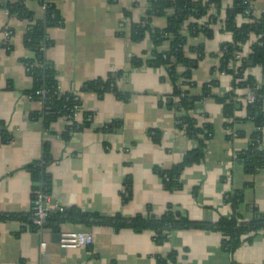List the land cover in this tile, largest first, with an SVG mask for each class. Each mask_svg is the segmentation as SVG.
<instances>
[{"label":"crops","instance_id":"crops-1","mask_svg":"<svg viewBox=\"0 0 264 264\" xmlns=\"http://www.w3.org/2000/svg\"><path fill=\"white\" fill-rule=\"evenodd\" d=\"M0 0V213L29 214L33 207V184L26 166L41 160L46 142L50 143L52 163L48 171L53 179L51 212L81 211L106 216L121 214L132 218L148 214L161 216L168 206L178 208L195 222L216 223L221 218L238 217L244 222L264 215V169L248 174L236 160V154L252 144L255 126L251 120L235 123L243 135L235 139L226 134L223 106L212 97L204 98L196 118L200 125L212 124L213 133L205 142L201 162L187 167L181 175L182 189L170 192L156 169L171 170L198 142L177 126V115L170 108L172 84L165 80L166 69L143 65L132 68L133 58L147 61L153 53L149 35L140 42L130 39L132 25L145 16L147 0H56L64 24L49 30L53 41L46 51L47 60L57 71L61 91L79 92L85 83L107 79L112 72L126 74L118 88L129 94L120 100L114 94L103 98L96 93H80L83 110L94 113V127L63 137L65 118L45 128L36 118L43 105L28 92L33 87L24 60L32 53L24 46L30 26L26 19H12ZM232 0L222 5V17ZM26 6L43 17L37 1ZM256 15L264 13V0L255 3ZM129 13V16H126ZM201 21L202 23L205 22ZM242 24L243 19L239 18ZM10 25L13 36L6 41L3 31ZM152 26L164 29L166 18L156 17ZM213 37L201 34L189 41V47L203 44L205 58L193 73L196 96L205 84L214 83L212 95L224 96L233 90V78L217 74L221 47L232 40L218 23ZM252 37L244 47L249 52ZM11 48V49H10ZM182 70V68H180ZM264 83V70L249 71ZM242 104L235 118H247L246 89L236 91ZM202 106V108L200 107ZM238 106V107H239ZM201 111V112H200ZM120 123L111 132L96 131L108 123ZM159 137V142L155 138ZM264 154V129L262 134ZM131 180L132 197L125 202L122 193ZM238 194L233 206L228 196ZM33 220H30L32 223ZM61 231L90 232L94 244L89 248L63 250L55 242V231H31L19 220L0 221V264H159V258L175 254L168 264H264V230L230 253L222 246L223 236L216 231L185 230L172 233L158 244L150 231H115L110 227H86L61 223ZM246 238H244L245 240ZM46 249L41 250V244Z\"/></svg>","mask_w":264,"mask_h":264},{"label":"trees","instance_id":"trees-1","mask_svg":"<svg viewBox=\"0 0 264 264\" xmlns=\"http://www.w3.org/2000/svg\"><path fill=\"white\" fill-rule=\"evenodd\" d=\"M2 7L7 9L11 16L17 15L20 19H28L34 23L28 27L24 37V46L32 53V57L25 59L24 65L30 77L33 79V87L28 95L33 100L41 99L39 91H46V100L42 103L43 109L36 118L42 119L45 128L57 122L61 118H69L63 137L68 139L71 134L81 132L94 127V113L83 110L81 121L75 120L76 107L82 106L80 93H96L100 97L112 93L120 100H128L129 94L122 92L117 81L126 72L117 71L108 75L107 79L89 81L81 88L77 95L74 92L64 93L60 89L57 80V71L53 64L46 58V51L53 46L49 37V30L62 27L64 19L56 6V0H33L37 1L40 7L47 5L43 17L35 19V14L26 6L31 0H2ZM225 0H147L148 9L140 22L132 25L130 39L133 43L142 42L147 35L153 43V53L149 60L133 58L132 68H139L148 65L154 68H165L168 80L173 87L170 108L177 115V126L185 130L190 138L198 142V148L189 152L182 163L174 166L171 170L163 171L156 169L161 177L164 187L170 192L182 189L181 175L183 171L203 159L205 142L210 140L213 133L212 124L200 125L196 118L198 106L204 98L212 97L217 103L223 106V116L226 119V127L234 128L235 123H243L251 120L255 126L252 135V144L247 151L236 154V160L242 164L248 174L256 175L264 169L262 134L264 129V83L260 84L256 78L249 73L250 70L260 67L264 70V13L256 15L255 8L247 15L249 9L245 2H257L258 0H232L231 6L225 10L222 17V5ZM215 8L217 13H212ZM129 16V13H126ZM156 17L166 18L167 26L164 29L152 26V20ZM243 19L239 24L238 19ZM205 22H201L204 21ZM222 24V30L230 33L232 40L221 47L220 65L213 73H226L233 78V90L224 96L212 95L211 88L214 83L205 84L202 87V95L196 96L193 90L197 88L193 80V73L198 68L206 54L203 44L189 47V41L198 38L201 34L208 38L213 37V29L217 24ZM187 27L184 31L183 28ZM254 38L252 52L245 56L244 61L237 69H233L231 62H234L235 53H243L244 47L251 38ZM11 49V48H10ZM198 53L199 57L194 55ZM252 63L254 64L252 66ZM182 68V70L180 69ZM241 89L253 91L256 101L246 107L247 118H235L238 106L242 104L237 98V92ZM178 99V100H176ZM120 123L113 121L103 127L96 128V131L111 132ZM235 129V128H234ZM238 137L243 135L242 131L235 129ZM211 135V136H209ZM159 135L156 139L159 142ZM52 163L50 143L46 142L43 148L41 160L26 166L33 184V207L29 214H1L0 221L19 220L26 223L31 231H45L51 229L57 232V224L78 223L86 227L102 226L110 227L115 231L131 229L136 233L150 231L158 244H163L174 232L185 230L216 231L222 234V246L230 253L235 252L243 243L249 241L256 233L264 230V215L257 214L255 220L244 222L238 217L221 218L216 223L195 222L189 219L188 215L178 208L168 206L161 216L154 215L148 208V214L137 215L127 218L121 214L106 216L99 213H84L81 211L50 212L47 228H40L33 220L35 212V200L38 193H43L48 199L52 196L53 179L48 171ZM123 200L128 202L132 197L131 180L125 183L122 193ZM240 196L235 194L228 196L227 200L236 206ZM244 238H246L244 240ZM159 264L175 262V254L168 258H159ZM169 263V264H170Z\"/></svg>","mask_w":264,"mask_h":264},{"label":"built area","instance_id":"built-area-1","mask_svg":"<svg viewBox=\"0 0 264 264\" xmlns=\"http://www.w3.org/2000/svg\"><path fill=\"white\" fill-rule=\"evenodd\" d=\"M255 3L256 2H245V4H248L249 9L246 11L247 15L251 14V11L253 8H255ZM41 9L43 12L46 11L47 9V5H42ZM212 13L215 14L217 13V11L215 10V8H212ZM8 15L10 16V18L12 19H20L17 17V15L11 16V14L9 13V11L6 9ZM24 20V19H23ZM28 20V19H26ZM30 25L33 24V21H30ZM187 27H184L183 30L185 31ZM13 29L10 25L6 26V29L3 31V36L5 38L6 41H9L12 36H13ZM248 45V44H246ZM252 46V45H251ZM245 52L240 53L237 52L235 53V60L232 64L233 69L236 70L241 62L244 61L245 56L248 55L249 53L252 52V47L250 48L249 52H246V49H244ZM195 57H199V54L196 53L194 55ZM221 74H226V73H221ZM38 94L41 96L40 102H44L46 100V91L45 90H41L38 92ZM74 94L77 95V92H74ZM30 97V96H29ZM32 99V97H30ZM178 100V99H176ZM246 101L248 104H253L256 101L255 95L253 93V91H251L250 89H247V93H246ZM76 114H75V120L76 121H81V117H82V112H83V107L79 106L76 107ZM68 122L69 118H65ZM226 134L232 138L235 139L238 137V134L236 132V130L234 128L231 127H226ZM211 136V135H209ZM259 149H262L263 146L259 144L258 146ZM35 212L33 214V221L34 224H36L37 226H39L40 228L44 227L47 222H48V218L51 212V206L49 205V199L47 196H45L43 193H38L37 195V199L35 200ZM60 212H63L62 209H58ZM42 232V231H39ZM60 247L63 250H77V249H83V248H89L94 244V236L92 233L90 232H82V231H61L60 233ZM46 249V243L43 242L41 244V250L44 251Z\"/></svg>","mask_w":264,"mask_h":264},{"label":"water","instance_id":"water-1","mask_svg":"<svg viewBox=\"0 0 264 264\" xmlns=\"http://www.w3.org/2000/svg\"><path fill=\"white\" fill-rule=\"evenodd\" d=\"M254 64L252 63V66H253ZM201 108H202V106H200ZM238 108H240V106L238 107ZM201 112V111H200ZM56 227L58 228L57 229V232L54 234V239H55V242H60V233H61V230H60V228H59V224H57L56 225ZM44 228L46 229L47 228V226L45 225L44 226Z\"/></svg>","mask_w":264,"mask_h":264},{"label":"rangeland","instance_id":"rangeland-1","mask_svg":"<svg viewBox=\"0 0 264 264\" xmlns=\"http://www.w3.org/2000/svg\"><path fill=\"white\" fill-rule=\"evenodd\" d=\"M175 112V111H174Z\"/></svg>","mask_w":264,"mask_h":264}]
</instances>
